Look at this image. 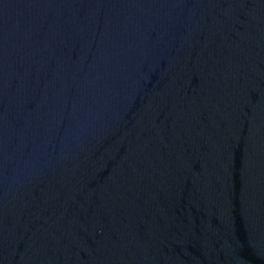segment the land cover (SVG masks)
<instances>
[{"label": "water", "instance_id": "95a60500", "mask_svg": "<svg viewBox=\"0 0 264 264\" xmlns=\"http://www.w3.org/2000/svg\"><path fill=\"white\" fill-rule=\"evenodd\" d=\"M0 264H264V0H0Z\"/></svg>", "mask_w": 264, "mask_h": 264}]
</instances>
